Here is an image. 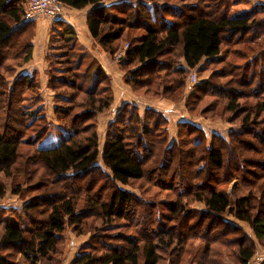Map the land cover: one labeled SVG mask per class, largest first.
Segmentation results:
<instances>
[{
    "label": "trees",
    "instance_id": "obj_1",
    "mask_svg": "<svg viewBox=\"0 0 264 264\" xmlns=\"http://www.w3.org/2000/svg\"><path fill=\"white\" fill-rule=\"evenodd\" d=\"M59 2L90 6L89 36L117 62L133 95L184 99L195 112L202 98L215 93L225 112L238 115L239 130L228 140L215 134L207 144L201 127L179 121L176 139L169 140L161 111L125 102L101 141L98 117L113 102L110 79L77 44L73 27L53 20L46 86L54 95L55 119L68 131L56 147H37L47 117L41 106L25 102L39 81L18 73L32 57L35 21L23 20L27 0H0V174L12 176L23 158L19 175L33 182L22 178L12 193L43 189L19 210L0 207V264H63L68 225L76 237L89 234L70 264H183L185 254L186 264H224L223 253L235 264H250L257 245H264V2L229 14L226 0H195L168 16L164 6L143 1ZM128 31L140 33L122 48ZM238 44L239 64L227 61L237 51L228 47ZM202 62L218 65L212 77L230 80L209 88L203 82L187 94L189 75ZM232 83L239 85V100ZM243 98L249 101L240 103ZM232 180L239 193L231 200L226 187ZM5 193L0 179V199ZM226 214L247 224L250 234ZM196 240L202 245L192 250L187 243Z\"/></svg>",
    "mask_w": 264,
    "mask_h": 264
},
{
    "label": "rangeland",
    "instance_id": "obj_2",
    "mask_svg": "<svg viewBox=\"0 0 264 264\" xmlns=\"http://www.w3.org/2000/svg\"><path fill=\"white\" fill-rule=\"evenodd\" d=\"M113 2H117V3H122V1H130V2H136V1H143L146 4H148V6L150 7L151 4H156L158 6H164V15L168 16L169 13L172 12V10H176L178 11V9H180L182 6L187 5L189 3H193L195 0H112ZM227 1V12L229 14H235L238 13L240 10L249 8L251 5L256 4L257 2H259V0H245L246 2L243 3H239V0H226ZM83 12V11H82ZM24 20V19H23ZM36 20V19H35ZM138 33H140V31H128L125 33V38L122 41V48H125V46H128V41L130 39V37H134L135 35H137ZM128 34V35H127ZM94 43V42H93ZM95 44V43H94ZM228 49L230 50H236L237 51H233V53L229 56H227V61H232L235 64H239V44L238 45H234L232 47H228ZM95 52V49H92ZM87 53L91 54L90 52H88L87 49ZM120 54V53H118ZM117 58V57H115ZM218 65H208L205 62L201 63V66L198 69H194L191 71L190 73V78L187 81L186 87H185V92L187 91V94L193 91L194 86L198 85V84H202L203 82H207V86L208 88L211 87V84H219L223 81H227L230 80V77H223L221 79H217L216 77H212V69L216 68ZM118 67V64H117ZM239 68V67H238ZM114 71L117 72V70ZM239 71V70H238ZM236 71V72H238ZM110 72V70H109ZM114 72V73H115ZM122 74V73H121ZM234 75H236V77L238 76V73H234ZM193 76L194 79L197 81V83H194L193 81ZM108 77L110 79L111 82V75L108 74ZM229 85H227L226 87H228ZM233 90L236 92L237 94V99L239 100V85H237L236 83H232ZM123 87V88H121ZM112 88V87H111ZM126 87H124V85L121 84L120 86V90H121V95H122V101L126 100V97L128 96L127 91L125 90ZM232 90V89H231ZM35 93H28L26 98L27 101L25 102L26 104H30L31 108H37L38 106H41V109H43V113L46 115L47 117V122H48V129L46 132V135L44 136L43 139L39 140L37 142V147L39 148H51V147H56L57 145H59L61 143V141L64 139L66 133H67V129L64 128L63 126H61L58 121L55 119V116L53 114V106H54V95L52 96L51 92L49 94V92L47 91V93H45L44 91L40 92V87L39 90L37 89V91H34ZM119 93V92H118ZM34 94H37L39 96V100H33V96ZM120 95V96H121ZM119 95H116V99L118 100V98L120 97ZM132 96V95H131ZM134 97H138L139 99L141 98L142 100H139L140 102H138L139 106H141V109L145 106V103H147V100H151V99H159L160 101H162V106H158L159 107V111H161L163 113V115L166 117L167 122H168V138L169 140H173L176 139L177 135H176V128H177V123L179 121H190L194 124H196L197 126L201 127L203 132L206 135V140H207V144H210L212 139H213V135L217 134L222 136L225 140H228L231 133L234 130H239V117L238 115H234V116H230V114L228 112L224 111L225 108V104H224V100H221L220 98H217V94L212 93L209 94V96H205L204 98H202L199 102H198V106L197 110L195 112H189L186 108H185V101L184 99L180 100L179 102L173 103L168 100L162 99V98H149V97H144V96H135ZM133 97H131L132 99ZM114 97H113V101H114ZM133 100H136L133 98ZM249 99H241L240 103H246L248 102ZM120 102L116 101L115 103L112 102V106L110 107V109L106 112H104L103 114L99 115V117H101V119H98V125H101L100 127V132H99V137L102 141L103 139V135H104V127L103 124L105 125V123L109 120L110 116L112 115V111L114 109V107L116 108ZM152 102V101H150ZM239 102V101H238ZM144 104V105H143ZM150 104V103H147ZM155 104V103H153ZM163 104H167V105H163ZM114 105V106H113ZM207 106V109H203L204 107ZM210 108L211 112L208 111ZM200 110H202L204 112V114L200 113ZM98 117V118H99ZM102 117L104 119H102ZM102 128V129H101ZM21 152L24 154L28 153L29 151L27 150V148L25 147H21ZM22 161L23 158H19L18 161L12 166V176L7 177L4 176L3 174H0V179L3 182L5 188H6V193L5 196L0 199V207H5V208H10V209H14V210H19L22 207L23 202H25V200H27V196H33L35 194H38L40 192H42V188H40L38 191H29V192H23L21 195L17 194H13L12 193V189L15 187V185L21 181V179L23 178V180L25 179V181H27L28 183H32V179L28 180V178L24 177V175H19V171H21L22 168ZM98 164H100V159L98 160ZM43 171V170H42ZM177 180H181V177H177ZM237 180H232L227 184V194L229 195V198L232 200L237 193H239V190H236L237 187ZM24 185V184H23ZM136 186V185H134ZM146 185H144V183H142V187H145ZM223 187L224 183H222L221 185H218ZM22 188H24V186H21ZM123 189L126 190H130L133 191L135 193H137V190L131 186H121ZM57 190V189H56ZM151 190H155L156 188H152ZM238 191V192H237ZM140 193V192H139ZM138 193V194H139ZM164 193H162V195H160L161 197H164L163 195ZM148 195H153L152 191L148 192ZM83 199L80 198L79 201L81 202L80 204H78V208H82L83 207ZM53 201V200H51ZM159 204L160 209L164 212V209H162V206ZM45 204L42 203L40 206L41 210H44ZM42 217H40V219H42ZM225 218L228 222L236 224V225H240L242 227V230H244V232L247 234H250V230L247 227V224L242 223L238 220H236L232 215L226 214ZM88 220H93V219H88ZM75 233L73 232V228L72 226H66L65 230L63 232V236H64V240H65V252L66 255L65 257L69 254L70 251L75 250L76 249V253L78 248L80 247V245H82V242L84 240H86L89 236V234H86L84 236L81 237H76L74 235ZM188 246L191 247L192 250H195L196 248H198L200 245H202L201 241H192V242H188L187 243ZM185 257L182 259L183 264L187 263V258L189 257L188 254L184 255ZM254 259L250 261V264H261L264 261V245H257V248L255 250V254H254ZM222 262L224 264H235L234 261L232 262L231 257L228 254H224L221 258ZM181 261V262H182Z\"/></svg>",
    "mask_w": 264,
    "mask_h": 264
},
{
    "label": "crops",
    "instance_id": "obj_3",
    "mask_svg": "<svg viewBox=\"0 0 264 264\" xmlns=\"http://www.w3.org/2000/svg\"><path fill=\"white\" fill-rule=\"evenodd\" d=\"M259 1L264 2V0H259ZM89 10H90V6L85 7L83 9H73V8L67 7L65 5H61L62 18L57 19V20L66 21L67 23H69L73 27V29L76 32V36H77V44L79 46H82V47L88 49V52H90L91 55L101 64V66H102L103 70L106 72V74L111 75L110 78H111L112 93H113V97L115 98L113 102L115 103L116 101H119V100H120V102L118 105H115L117 107L116 108L114 107V109L112 111V115L110 116L109 120L105 123V125L103 124L104 131H105L106 127H107V123L113 118L115 112L119 109V107L123 103L131 102V103L137 104L139 106L138 102H140L139 100H142V99L141 98L139 99L138 97H134L133 93L130 91L129 87H127L126 85L123 84L122 79H121L122 74L117 67V62L115 60L111 59L106 53L101 51L99 49V47L96 46L93 43L92 39L90 38L88 29L86 26V16H87ZM34 21H35L36 26H35L34 38L32 41V43H33L32 57L27 64H25L23 67H21L18 70V73L19 74L20 73L27 74L30 76L34 75L39 81L40 92L44 91L45 93H47V91H48L50 94L51 91L46 86V80H47L46 70H47L48 64H47V61H46L44 56H45L47 46H48L49 31H50V26H51L52 21L47 20V19H36ZM92 49H95V52ZM114 68H115V70H117V72L114 71ZM109 70H110V72H109ZM121 84L124 85V87H126V89L124 88L126 91H127V89L129 91V93L127 91L128 96L126 97V100H124V101L121 100L122 99L121 98L122 95L120 93L121 92V90H120ZM121 88H123V87H121ZM51 94L53 96L52 92H51ZM116 95H119V96L121 95L118 98V100L116 99ZM131 97H133L136 100H133V98L131 99ZM150 101H152V102H150ZM146 102L150 103V104L145 103V106L143 108L152 107V108L158 110L159 109L158 106H162V101H160L159 99H151V100H147ZM153 103H155V104H153ZM163 105L165 106L167 104H163ZM139 107L141 108V106H139ZM98 119L100 120L101 117H99ZM102 119H104V118L102 117ZM100 127H101V125H98V133L100 132ZM103 137H104V135H103ZM75 254H76V249L70 251L69 254L65 257L63 264H70V261L75 256ZM64 255H66V252L64 253ZM253 259H254V257L252 258V260Z\"/></svg>",
    "mask_w": 264,
    "mask_h": 264
},
{
    "label": "built area",
    "instance_id": "obj_4",
    "mask_svg": "<svg viewBox=\"0 0 264 264\" xmlns=\"http://www.w3.org/2000/svg\"><path fill=\"white\" fill-rule=\"evenodd\" d=\"M60 18H62V13L59 0H27L24 20L47 19L53 21ZM119 55L117 54L116 57ZM193 81L197 83L194 76Z\"/></svg>",
    "mask_w": 264,
    "mask_h": 264
}]
</instances>
